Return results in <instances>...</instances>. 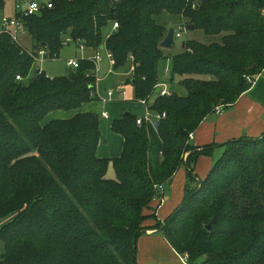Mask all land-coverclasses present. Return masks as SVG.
<instances>
[{
  "label": "trees",
  "instance_id": "16d2710c",
  "mask_svg": "<svg viewBox=\"0 0 264 264\" xmlns=\"http://www.w3.org/2000/svg\"><path fill=\"white\" fill-rule=\"evenodd\" d=\"M51 7L16 17L32 40L31 51L58 57L66 37L79 47L105 48L113 68L135 64L128 82L146 99L153 123L125 111L111 122L123 137L118 157L96 155L99 116L76 112L97 100L93 57L65 76L34 70L22 45L0 33V264H136L138 236L156 187H166L184 165L192 189L159 230L188 264H264V132L223 145L208 174L196 179L199 154L190 135L215 106L234 104L264 67V0H50ZM3 0H0V11ZM180 16L207 35L209 44L186 39L171 56V75L185 94L155 93L160 14ZM118 26L112 30L113 23ZM133 57V61L130 59ZM131 61V62H130ZM19 75L21 79H17ZM156 94L154 102L148 100ZM188 152L185 159L184 153ZM115 178L105 176L109 163Z\"/></svg>",
  "mask_w": 264,
  "mask_h": 264
},
{
  "label": "crops",
  "instance_id": "0c3cea01",
  "mask_svg": "<svg viewBox=\"0 0 264 264\" xmlns=\"http://www.w3.org/2000/svg\"><path fill=\"white\" fill-rule=\"evenodd\" d=\"M31 45H33L32 40ZM93 55L94 54L91 53L84 58H91ZM106 58L110 62L109 70H111V66L113 67V64L111 62L109 52H107ZM131 65L132 64L128 65L129 69L127 68L128 66L125 69H120L122 71L119 72L120 74H117L119 76L117 78L116 86H124L125 84L131 85V83L128 82V78L132 73ZM111 81L114 82L113 78ZM121 91H124L125 93L122 94ZM95 94L97 95L96 85ZM114 96H117L118 100L124 103L121 105H116L114 112H112L111 115L108 114V117H102V119L110 120V133H107L105 140L104 138L102 139V137L99 139L96 155L100 158H115L118 157L122 151L124 140L120 134L114 133L111 130L112 120L118 118L126 110L134 115L135 113L142 112L143 108L145 110V106L141 104L139 100L137 101L135 98H133V92L129 93L128 91L116 88V90H114L113 97ZM96 103V100L86 102L83 103L78 109L72 111H51L47 114L44 121L47 122L51 119L68 118L76 112H93L97 114L98 112L95 109ZM263 132L264 67L261 72L255 76L253 83L249 85L247 84L245 86L241 95L234 104L223 108L222 113L219 115L212 112L205 117L197 129L191 133L190 143L197 148L213 144L216 145L213 151H220L223 149V145L230 140L244 136L257 137ZM200 159H197L198 161L195 164L197 180H201L205 177L207 172L206 169L208 166H211L213 161L211 157H203ZM180 171H182V167H179L176 170L170 183L166 186L167 192L164 194L162 201H159L157 198H153L150 203L151 209L145 211L147 214L154 213L155 218L152 217V215H150L151 217H147L145 224H147V226L150 228L142 232L137 238L136 264H185L182 260V254H179L171 246V244L159 230L152 227L156 221H163L165 218H167V216L178 206V202L181 201L185 186V171Z\"/></svg>",
  "mask_w": 264,
  "mask_h": 264
},
{
  "label": "rangeland",
  "instance_id": "374dc122",
  "mask_svg": "<svg viewBox=\"0 0 264 264\" xmlns=\"http://www.w3.org/2000/svg\"><path fill=\"white\" fill-rule=\"evenodd\" d=\"M31 1L32 0H3V8L0 11V17L4 16L5 18H11V19L15 18L17 12L25 10ZM38 1L42 3H46L50 0H38ZM155 19L157 23L164 25L167 29L173 28L174 30H179V28L183 26L184 24V20L180 16H171L165 13L155 16ZM2 30H3V27L0 24V33L2 32ZM180 33H181L180 37H174V46L168 49L162 48L164 55L168 57L160 60V62L158 63V68H157L158 78H159L158 84L160 88H165L167 91H170V92L175 91L179 94H185V89L179 85L180 76L171 75V56L182 51L181 45L186 39H193L201 43L209 44L214 41H220V35H207L201 29H193V30L184 29V30H180ZM18 40L22 44V46L25 47L26 49L29 50L32 48L31 37L28 34V32L26 31L19 32ZM95 52L96 51L92 49V47H79L77 44H75L72 41L69 43H63V46L61 47L59 51L58 57L50 58V59L45 58L41 61H36L33 65L34 66L33 69L30 72V76H33L35 68L39 69L40 71H43L50 78H55V77L57 78V77L65 76L72 70V68H69L67 66L66 64L67 60L69 59L78 60L80 58H84L85 56H88V54H91V53L94 54L93 55L94 57ZM98 52H99V55L101 56V58L96 61V76H97L96 93L99 98L98 100H96L97 103H96L95 109L98 112L97 114L99 116L100 137H102V139L104 138L105 140L107 133L108 132L110 133V128H109L110 120L102 119L100 114L102 112H107L109 115H111L112 112H114L115 110L114 108L116 105H121L124 103L122 101H119L117 96H114L112 99L107 100L106 99L107 92L112 90L114 93V90L118 88L120 90H125V91H128L129 93H132L133 87L130 84H127V85L125 84L124 86L123 85L116 86L117 78L119 76L117 74H120L119 72L122 71L120 69H125L128 65L120 69H114L111 66V70H109L110 62L106 58V54L108 51L104 48V49H99ZM127 68L129 69V66ZM112 78L114 82L111 81ZM155 97H156V94H152L149 97V100H148L149 105H151L154 102ZM133 98H134V94H133ZM136 100L138 101L139 99H136ZM145 112L146 111L143 108L142 112L135 113V115L137 118H141L145 115ZM223 149L220 151H217V150L212 151L211 154L209 155L199 154L196 158L195 164L198 161L197 159H200L203 157L204 158L211 157L213 160L211 163V166L207 167V164H206V167H207L206 175H207L213 163L220 157L221 153L223 152ZM188 154H189L188 152L184 153L185 159L187 158ZM180 167H182V171L180 172L185 171V181H184L185 186L183 189V197H184L185 188L187 187L188 189H192L195 185V182L190 180V178L188 177L184 165ZM195 172L196 170L194 166V173ZM180 174H183V173H180ZM105 176L110 179L115 178V170L111 162L108 165ZM166 192H167V187H165L162 197H164V194ZM181 201L178 202V205L181 203ZM0 249H1V244H0Z\"/></svg>",
  "mask_w": 264,
  "mask_h": 264
},
{
  "label": "built area",
  "instance_id": "2783aa9c",
  "mask_svg": "<svg viewBox=\"0 0 264 264\" xmlns=\"http://www.w3.org/2000/svg\"><path fill=\"white\" fill-rule=\"evenodd\" d=\"M33 5H35L34 8H33ZM51 6H52L51 5V2H49V1L46 2V3H42V2H39L38 0H32L29 3L28 7L25 10L19 11V12L21 14H23V15H29V14H33V13L38 12L41 8L51 7ZM0 24L3 27L2 32L7 33L12 38L13 41H15L16 43L22 45L19 42V40H18V34H19V32L24 31V24L22 23V20L20 18L15 17V18L11 19V18H5L4 16H1L0 17ZM117 26H118V23L117 22H114L113 23L112 30H115L117 28ZM184 29L185 28H184V24H183V26H181L179 28V30H175L174 31V37H180L181 36L180 30H184ZM69 42H71V39L69 37H66L63 43H69ZM80 47H83V46L80 45ZM98 50H96L95 56L93 57L95 63H96L97 60L100 59V55H99ZM26 51H28V53L32 57V59H33V65H34V63L36 61H41V60L47 58L46 57L47 52H46L45 49H39L36 52H33L31 50H28V49ZM109 56H110L111 62L113 64L114 63V60L112 59L110 53H109ZM130 59L133 61V57H130ZM66 64H67V66L69 68H76L79 65V61L78 60H75V59H69V60H67ZM134 67H135V64H132L131 65V71L134 69ZM16 78L19 79V80L21 79V77L19 75H17ZM245 79H246V84H248V85L249 84H252L253 81H254V78L253 77L247 76V75H245ZM96 81H97V76H96ZM157 88H158V92L157 93H159L160 95H169L171 93L170 91H167L165 88H160L159 87V84L157 85ZM121 93L124 94L125 92L124 91H121ZM113 95H114V93H113L112 90L111 91H108L107 92V98L106 99L107 100L112 99L113 98ZM139 101H140L141 104H143L145 106V111H146L145 112V115L143 117L136 119V122L139 125L142 124V123H148V122L153 123L154 119H159L160 117L164 116V114H161V115L160 114L153 115L150 112V110H149V108L147 106L146 99H139ZM222 109H223L222 106H215L214 109H213V112L215 114L219 115V114L222 113ZM100 116L106 118V117H108V113L107 112H102L100 114ZM164 189H165V187H163L161 185H158L156 187L157 195L154 198H157V199H159V201H162V199H163L162 195H163ZM182 260H183V262L185 264H188L187 263V254H182Z\"/></svg>",
  "mask_w": 264,
  "mask_h": 264
},
{
  "label": "water",
  "instance_id": "95a60500",
  "mask_svg": "<svg viewBox=\"0 0 264 264\" xmlns=\"http://www.w3.org/2000/svg\"><path fill=\"white\" fill-rule=\"evenodd\" d=\"M184 28H185V30H193V29H195V26L191 23H186L184 25ZM174 31L175 30L173 28L167 29L164 38L162 39V41L159 44L160 47L168 49V48H171L172 46H174ZM182 46H184V42L182 43ZM100 48H102V46ZM36 72L39 73L40 70L36 69ZM157 92H158V88H156V90H155V93H157Z\"/></svg>",
  "mask_w": 264,
  "mask_h": 264
},
{
  "label": "clouds",
  "instance_id": "9594fccd",
  "mask_svg": "<svg viewBox=\"0 0 264 264\" xmlns=\"http://www.w3.org/2000/svg\"><path fill=\"white\" fill-rule=\"evenodd\" d=\"M35 7V5H33V8Z\"/></svg>",
  "mask_w": 264,
  "mask_h": 264
}]
</instances>
